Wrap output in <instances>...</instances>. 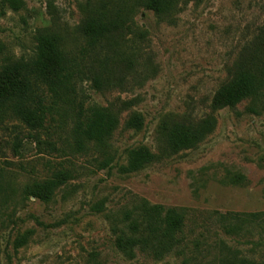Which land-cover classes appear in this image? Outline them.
I'll return each instance as SVG.
<instances>
[{
  "label": "rangeland",
  "instance_id": "rangeland-1",
  "mask_svg": "<svg viewBox=\"0 0 264 264\" xmlns=\"http://www.w3.org/2000/svg\"><path fill=\"white\" fill-rule=\"evenodd\" d=\"M21 1L18 6L0 0V67L6 58L33 59L42 31L57 33L63 49L82 58L79 27L87 3L100 0ZM121 1L125 9L132 7L129 27L112 34L92 58L116 61L104 73L110 83L98 90L85 79L76 87L78 101L119 118L104 148L90 142L77 149L74 115L65 104L39 129L16 118L0 125V264L264 261V109L252 114L243 102L216 111L214 130L176 153L164 151L158 132L163 119L198 120L211 113L228 68L264 24V0H173L163 17L141 2ZM133 113L143 117L140 129L126 126ZM139 146L157 159L122 173L128 150ZM108 158L109 165L100 167ZM60 172L67 177L49 201L25 192ZM238 175L245 181L233 183ZM143 202L184 214L176 245L160 258L139 248L129 258L115 243L117 230H127L125 214ZM228 212L262 215L227 233L232 221L221 216Z\"/></svg>",
  "mask_w": 264,
  "mask_h": 264
},
{
  "label": "trees",
  "instance_id": "trees-1",
  "mask_svg": "<svg viewBox=\"0 0 264 264\" xmlns=\"http://www.w3.org/2000/svg\"><path fill=\"white\" fill-rule=\"evenodd\" d=\"M8 1L23 5L21 0ZM135 1L145 4L158 17L168 16L173 8V0ZM123 6L121 0H100L96 6L87 3L88 14L79 27L85 41L81 59L63 49L57 33L47 31L37 35L36 56L29 62L6 58L0 67V125L10 118H16L30 128L39 129L54 108L65 104L74 115L72 134L77 149L83 150L90 142L104 148L118 127L119 118L105 108L85 106L81 100L78 101L76 87L85 79L98 90L110 83L104 73L109 74L116 61L111 62L113 57L107 55L92 58L94 51L112 34L121 35L129 27L127 22L132 21V7L128 10ZM2 15L0 11V17ZM243 102H248L245 110L249 113L258 114L259 110L264 109V24L243 45L228 68L226 79L212 97L211 113L198 120L183 117L179 120H161L158 132L164 143V151L176 153L195 147L216 127L214 112L234 108ZM142 125L143 117L139 113H133L126 121L128 128L140 129ZM156 159L157 155L145 146L132 148L128 150L126 162L119 170L126 174L135 172ZM110 162L108 158L100 167L105 168ZM66 177V173H57L44 181L27 185L25 192L41 201H49ZM243 181L245 178L242 175L232 180L233 183ZM125 215L129 220L127 230H117L115 243L119 251L129 258L134 257L136 248L149 249L158 258L164 256L172 251L178 234L184 228L183 212L147 202L140 203L134 211H128ZM261 215L228 212L221 218L232 221L226 231L233 233L240 231L243 224L258 221ZM239 263L264 264V261L241 259Z\"/></svg>",
  "mask_w": 264,
  "mask_h": 264
}]
</instances>
